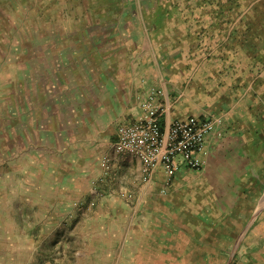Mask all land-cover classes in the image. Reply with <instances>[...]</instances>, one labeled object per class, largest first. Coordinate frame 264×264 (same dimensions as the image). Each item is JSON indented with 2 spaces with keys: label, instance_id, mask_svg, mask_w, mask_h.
I'll list each match as a JSON object with an SVG mask.
<instances>
[{
  "label": "crops",
  "instance_id": "1",
  "mask_svg": "<svg viewBox=\"0 0 264 264\" xmlns=\"http://www.w3.org/2000/svg\"><path fill=\"white\" fill-rule=\"evenodd\" d=\"M175 10L157 12L132 66H105L73 89L72 116L57 113L56 127L82 137L70 138L65 165L37 174L34 223L73 224L68 211L91 196L99 211L81 210L77 224L86 226L76 234L102 248L112 241L114 264H264V0H194ZM156 88L164 125L212 121L201 168L147 175L139 158L116 152L119 127L138 119Z\"/></svg>",
  "mask_w": 264,
  "mask_h": 264
},
{
  "label": "rangeland",
  "instance_id": "2",
  "mask_svg": "<svg viewBox=\"0 0 264 264\" xmlns=\"http://www.w3.org/2000/svg\"><path fill=\"white\" fill-rule=\"evenodd\" d=\"M181 4L194 7V0H0V264H114L112 241L102 248L103 240L76 234L86 226V219L77 224L86 214L80 211L91 217L97 201L84 198L67 213L73 224L59 222L53 231L34 223L35 180L41 168L65 165L70 138L82 137L56 127L57 113L72 116L73 89L87 87L105 66L127 70L157 12ZM44 93L52 99L42 102Z\"/></svg>",
  "mask_w": 264,
  "mask_h": 264
},
{
  "label": "built area",
  "instance_id": "3",
  "mask_svg": "<svg viewBox=\"0 0 264 264\" xmlns=\"http://www.w3.org/2000/svg\"><path fill=\"white\" fill-rule=\"evenodd\" d=\"M163 95L162 89H154L143 99L138 119L119 127L114 144L116 152L139 158L147 175L159 166L169 176L182 165L201 168L206 163V143L212 121L191 116L172 119L164 125L166 106L159 100ZM103 166L107 170L110 168L109 157L103 159Z\"/></svg>",
  "mask_w": 264,
  "mask_h": 264
}]
</instances>
